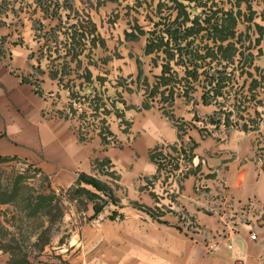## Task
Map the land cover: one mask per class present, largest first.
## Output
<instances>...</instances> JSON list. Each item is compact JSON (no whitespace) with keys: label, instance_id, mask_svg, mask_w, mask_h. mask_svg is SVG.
Listing matches in <instances>:
<instances>
[{"label":"rangeland","instance_id":"rangeland-1","mask_svg":"<svg viewBox=\"0 0 264 264\" xmlns=\"http://www.w3.org/2000/svg\"><path fill=\"white\" fill-rule=\"evenodd\" d=\"M0 58L82 141L116 146L141 103L183 134L237 132L264 166V0H0ZM193 147L186 137L152 156L160 177L144 187L167 211ZM118 177L101 158L56 188L36 166L0 159V264H60L74 223L126 203Z\"/></svg>","mask_w":264,"mask_h":264},{"label":"crops","instance_id":"crops-1","mask_svg":"<svg viewBox=\"0 0 264 264\" xmlns=\"http://www.w3.org/2000/svg\"><path fill=\"white\" fill-rule=\"evenodd\" d=\"M48 104L0 58V157L36 166L56 188L76 185L93 161L106 158L126 199L115 216L74 223L59 246L60 264H264L257 223L264 166L246 137L204 136L194 127L183 134L159 109L139 103L125 112L128 129L114 130L119 144L104 146L82 141L49 116ZM186 137L194 147L185 170L195 171H185L167 211V200L157 202L144 184L160 177L153 154ZM153 206L159 216L147 212Z\"/></svg>","mask_w":264,"mask_h":264},{"label":"built area","instance_id":"built-area-1","mask_svg":"<svg viewBox=\"0 0 264 264\" xmlns=\"http://www.w3.org/2000/svg\"><path fill=\"white\" fill-rule=\"evenodd\" d=\"M251 239H252V240L256 239V235L252 234V235H251Z\"/></svg>","mask_w":264,"mask_h":264},{"label":"trees","instance_id":"trees-1","mask_svg":"<svg viewBox=\"0 0 264 264\" xmlns=\"http://www.w3.org/2000/svg\"><path fill=\"white\" fill-rule=\"evenodd\" d=\"M0 159H4V158L0 157ZM81 177H82V174H81V175H79V180L81 179Z\"/></svg>","mask_w":264,"mask_h":264}]
</instances>
